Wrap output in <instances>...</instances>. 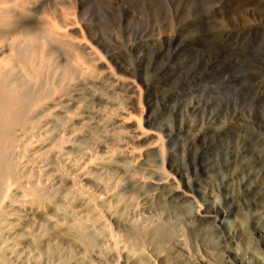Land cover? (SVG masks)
Segmentation results:
<instances>
[{"label":"rangeland","instance_id":"obj_1","mask_svg":"<svg viewBox=\"0 0 264 264\" xmlns=\"http://www.w3.org/2000/svg\"><path fill=\"white\" fill-rule=\"evenodd\" d=\"M243 1L0 0V264H263Z\"/></svg>","mask_w":264,"mask_h":264},{"label":"bare ground","instance_id":"obj_2","mask_svg":"<svg viewBox=\"0 0 264 264\" xmlns=\"http://www.w3.org/2000/svg\"><path fill=\"white\" fill-rule=\"evenodd\" d=\"M230 2H229V10H234V9H236V7L238 6V4L240 3V1H238L239 3H236L235 1H231V0H229ZM242 2H244L243 0H242ZM241 2V3H242ZM250 2V1H249ZM251 2H254L253 4H254V6H253V4L251 5V6H253L252 8H261V9H263L264 8V0H252ZM240 3V4H241ZM246 4V3H245ZM248 5V4H247ZM243 6V5H242ZM243 8V7H242ZM249 9V11L251 12V13H253L254 14V12H255V10L254 9ZM248 11V10H247ZM246 11V12H247ZM231 13V12H230ZM237 13V12H236ZM262 13H264L263 11H262ZM261 13V14H262ZM239 14V13H238ZM237 14V15H238ZM247 14V13H246ZM261 14H260V16H261ZM240 16V15H239ZM254 17V16H253ZM257 17V16H256ZM244 18V17H243ZM245 19V18H244ZM262 19V18H261ZM246 20V19H245ZM251 20H247V21H244V23H243V26H244V28H245V31H247V32H252L251 30H252V23H253V21L252 22H250ZM259 21V20H258ZM235 23V22H234ZM237 24V23H236ZM242 24V23H241ZM258 24V23H257ZM234 25V24H233ZM255 25V24H254ZM262 25V24H261ZM255 28V27H254ZM260 28V27H259ZM255 29H257V28H255ZM261 29H263V27L261 28ZM258 30V29H257ZM241 33V32H240ZM240 33H239V35H240ZM256 33V32H255ZM231 34H232V32H231ZM257 34V33H256ZM259 34V33H258ZM234 35V34H233ZM235 35H236V33H235ZM246 35V34H245ZM249 35V34H248ZM261 35V34H260ZM241 36V35H240ZM247 38V37H246ZM249 39V38H248ZM251 40V39H250ZM253 41V40H252ZM249 42V41H248ZM251 42V41H250ZM139 128L140 129H142V126H140L139 125ZM143 134V133H142ZM164 183L165 184H168V185H170V184H175L176 183V181H175V179H173V178H170L169 177V175H167L166 177H165V181H164ZM176 185H177V183H176ZM177 187H179V186H177ZM218 199V197L216 196V200ZM219 200V199H218ZM193 209V208H192ZM194 210V209H193ZM192 210V211H193ZM194 213H196V215L199 217V215L201 214V212H200V210L199 209H197L196 210V207H195V211H194ZM228 215L227 214H225V216H223V218H229V217H227ZM216 221V220H215ZM223 222V221H222ZM258 232V231H257ZM260 232V231H259ZM230 239H232L233 240V242H235V249H236V253H234V254H236V256H238V253H239V249H240V247H241V245H240V242L239 241H237L236 240V234H235V232H232V230L230 231ZM234 239H235V241H234ZM252 238H249V240H251ZM247 248L248 249H252L255 253H257L260 257H258V258H256V259H261L262 260V262H263V264H264V251L263 250H260L258 247H252L251 246V242H248L247 243ZM188 250V249H187ZM179 251V250H178ZM144 252V251H143ZM146 252V251H145ZM148 252H150L149 250H148ZM147 253V252H146ZM254 253V254H255ZM181 254H182V252H181ZM153 255V254H152ZM147 258H148V256L149 255H145ZM159 256V255H158ZM201 256V255H200ZM199 256V257H200ZM145 257V258H146ZM150 257V256H149ZM201 257H204V256H201ZM228 257V256H227ZM241 257V264H254V261H252L253 260V258H254V255H251V256H247V255H245V253H243L242 254V256H240ZM257 257V256H256ZM152 258H149V261L151 260ZM238 259V258H237ZM251 259V260H250ZM156 260V259H155ZM240 260V259H239ZM158 261V260H157ZM238 261V260H237ZM195 262V261H194ZM243 262V263H242ZM223 264H224V262H223ZM225 264H228L227 262H225Z\"/></svg>","mask_w":264,"mask_h":264}]
</instances>
